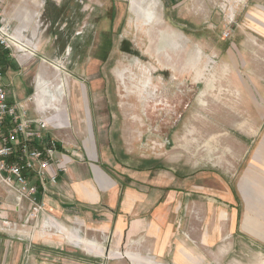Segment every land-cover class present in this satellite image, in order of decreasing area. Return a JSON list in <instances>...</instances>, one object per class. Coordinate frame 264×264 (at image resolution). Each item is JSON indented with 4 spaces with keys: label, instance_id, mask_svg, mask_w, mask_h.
<instances>
[{
    "label": "rangeland",
    "instance_id": "1",
    "mask_svg": "<svg viewBox=\"0 0 264 264\" xmlns=\"http://www.w3.org/2000/svg\"><path fill=\"white\" fill-rule=\"evenodd\" d=\"M32 1L0 0L21 47L0 58L7 91L50 123L73 170L86 166L97 191L115 185L118 195L113 209L107 195L91 211L70 208L66 170L52 199L59 214H35L0 183V264H264V205L246 214L259 235L245 236L238 197L246 168L264 166V0H158L147 25L131 0ZM40 4L38 22L17 23ZM117 216L144 222L141 235L107 240L99 227ZM74 230L102 254L76 248Z\"/></svg>",
    "mask_w": 264,
    "mask_h": 264
},
{
    "label": "built area",
    "instance_id": "2",
    "mask_svg": "<svg viewBox=\"0 0 264 264\" xmlns=\"http://www.w3.org/2000/svg\"><path fill=\"white\" fill-rule=\"evenodd\" d=\"M20 43L4 17L0 5V49L13 51ZM0 66V183L13 190L18 202H29L34 213H44L39 199L46 184H55L64 155L49 132L50 123L42 118L29 117L26 101L16 100L7 91ZM52 170V171H51Z\"/></svg>",
    "mask_w": 264,
    "mask_h": 264
},
{
    "label": "crops",
    "instance_id": "3",
    "mask_svg": "<svg viewBox=\"0 0 264 264\" xmlns=\"http://www.w3.org/2000/svg\"><path fill=\"white\" fill-rule=\"evenodd\" d=\"M2 1L4 2L5 0H2ZM31 2H34V1L31 0ZM37 6H38V8H36L37 11H35L33 13L28 12L25 9H22V12L24 15H21L20 19L15 18L17 23H20L25 28H29L30 26H33L34 23L38 22L37 20H39L41 17L40 14H38L39 13L38 9L42 6V4L37 5ZM261 8H264V7H261ZM7 9L8 8L6 6V10H3L2 13H3L4 17L9 21V23L13 24V22H14L13 17L9 14L10 10H9V12H7ZM29 14L31 16H29ZM32 15L33 16L36 15L37 17H35V16L32 17ZM23 33L25 34L26 32L24 31ZM23 36L24 35H22V37ZM28 41H30V40H28ZM9 94H10V92H9ZM42 96H44L43 93H42ZM34 99L38 105L40 103V100L39 99L36 100V97ZM56 102L57 101L52 102L51 104L54 106L53 110H55V112L57 114L60 112V110L58 107H56V104H55ZM42 104H43V102H42ZM39 106L41 107V104H39ZM43 107H44V104H43ZM57 121H58V127H59L60 126L59 125L60 120H57ZM54 123H56V122H54ZM65 125L67 126V124H65ZM256 153H258V152L256 151ZM61 163H62V166H65V167L67 166L66 170H67L68 180L65 179L64 183H59V187L63 190L66 189V191H67V189H68L70 191V193H69L70 201L68 203L70 208H82V209L86 208L88 211H91L88 205H94V203H96L100 200V196H105V195L108 196L105 199L106 207L108 206V209H113L114 207H116L118 192L116 190L115 185L108 186V188H107L108 192L97 191L96 187L92 184V180L90 179L91 176H89L90 175L89 174V168H87L86 166H84L82 164H78L79 169L73 170L74 165H73L72 160L65 157V156L63 157ZM75 167H77V165ZM245 174H248V177L242 178L241 183L239 184V187H240L239 190L240 191H239L238 197H240L239 200L243 201L244 206H245V202H246L247 207H244L243 213H245V216L241 222V227H240L241 230H239V231H240V234H242V235L257 238V235H259V234L264 235V229H262L263 231H261L260 233L255 232L253 230L255 233H259L257 235L251 233L250 232L251 227L249 225V221H248L246 214L253 213V211H256L257 208H259L258 209L259 211L263 210V209H261L262 208L261 206L264 205V188L261 185L264 184V166H260V165L259 166L258 165L257 166H248L245 170ZM46 185L48 187L45 186V191L43 193L41 192V189H39L38 196H39V199L41 200V202L43 203L45 210L48 213L55 214V216H56L59 214V212L56 210V206L52 203V199H54L53 197L56 196L55 189L58 188V186L56 187V183L54 185L53 184H46ZM244 185L247 186V188L244 189L242 187ZM254 186H257V187L254 188ZM130 192H133V191H130ZM72 198H74V199H72ZM128 198H130V197L128 196ZM133 199H130L131 200L130 201V207L131 208L134 207ZM118 202H119V200H118ZM125 203H126V201H125ZM233 205H236V204L234 203ZM180 206H181V204L179 205V207ZM232 210H233V212H232L233 217H231L229 220L230 231H233L232 228H235V226H236V219H235L236 209L232 208ZM211 214H212V217H214V219H215V220H213V223H212L213 228L210 231V232H213L212 235H214L212 239L213 240L214 239L219 240V239H221V236L219 235V231L217 230V227L216 226L214 227V225L216 223V219L218 218V216H217L218 212L216 210H214V211L212 210ZM115 220H116L115 221L116 223L113 225L111 223L109 224L107 222L108 224H104V225L99 227L101 230L105 231L104 233L108 232L107 233V235H108L107 240L110 241V239H111L112 242L119 240V238L123 239V236H124L125 240L127 239V241L133 240L136 237H139L141 235V231L144 229V228H142V230L140 229L141 225L144 224V222H141L140 220L134 221L133 223L129 224V226L124 223V220H122L121 216H117ZM43 221L47 225H49V228H54L55 230L62 228L63 229L62 233H65L67 230L66 228H64L59 222H57L52 217L47 218V219L45 218V219H43ZM81 226H83V227H85V229H87L86 228L87 223L82 222ZM144 226H145V224H144ZM99 228L97 230H99ZM75 231H77V230H74L73 232H75ZM207 232H209V231H207ZM69 233H72V232L69 231ZM43 234L44 233L41 234L42 239H44V240L49 239V238L43 237ZM110 235L112 237H110ZM146 236H154V234L151 233V234H147ZM81 237H83V236H81ZM84 239L86 241H89L91 244L95 245L96 248H98V247L101 248V246H99L96 241L95 242L90 241L87 239V237ZM49 240H51V238ZM261 241L264 243V240H261ZM81 246L83 247V244L77 245L75 247L78 248ZM84 251H86V250H84ZM100 254H102V253H100Z\"/></svg>",
    "mask_w": 264,
    "mask_h": 264
},
{
    "label": "bare ground",
    "instance_id": "4",
    "mask_svg": "<svg viewBox=\"0 0 264 264\" xmlns=\"http://www.w3.org/2000/svg\"><path fill=\"white\" fill-rule=\"evenodd\" d=\"M158 3H159V1L158 0H131V11L135 14V16H136V18L137 19H139V20H142L143 22H144V24L145 25H147V24H149V23H151V22H153V21H155V20H157V17L159 16V13L157 12V10H158ZM170 33V32H169ZM164 36V35H163ZM168 36H170V35H168ZM167 37V36H166ZM174 37V36H173ZM170 38V37H169ZM35 38L34 37H32L31 39H30V44H32L33 45V40H34ZM181 39V38H180ZM177 40V39H176ZM166 41V40H165ZM174 46V45H173ZM182 46V45H181ZM176 47H177V45H176ZM20 49H21V47H20ZM165 50V49H164ZM160 57V56H159ZM121 75H122V73H121ZM41 80H43V78L41 79ZM37 81V80H36ZM63 83V82H62ZM62 83L60 84V88L62 87ZM49 87V86H48ZM36 88V87H35ZM42 87H40V89H41ZM62 89V91H63V88H61ZM60 89V90H61ZM59 90V89H58ZM65 90V89H64ZM143 90V89H142ZM50 90H48V92H49ZM57 92V91H56ZM54 93V92H53ZM59 93H60V91H59ZM58 93V94H59ZM37 96V95H36ZM57 96V95H56ZM58 97V96H57ZM37 98V97H36ZM50 98V97H49ZM51 101L52 102H55V101H57V99L54 97V96H51ZM39 105V104H38ZM61 114V113H60ZM51 223V222H50ZM10 229V228H9ZM46 229V228H45ZM13 230V229H12ZM57 232H63V229L62 228H59V229H57ZM78 232L77 231H75V232H73V234L71 233V235H73V237H74V239H73V241H74V243H73V245L74 246H77V245H81V244H83V250H86L87 252H88V250L89 251H91V252H95V254L96 253H98V254H100V253H102V248H100V247H98V248H96L95 247V245H93V244H91L89 241H86L83 237H81V236H79L78 234H77ZM49 234V233H48ZM48 234H46V233H44L43 234V237H45V238H53V237H51V236H49ZM65 237V236H64ZM63 237V238H64ZM61 238V237H60ZM70 238V237H69ZM72 241V240H71ZM88 249V250H87ZM94 254V253H93ZM98 254H96V255H98Z\"/></svg>",
    "mask_w": 264,
    "mask_h": 264
},
{
    "label": "trees",
    "instance_id": "5",
    "mask_svg": "<svg viewBox=\"0 0 264 264\" xmlns=\"http://www.w3.org/2000/svg\"><path fill=\"white\" fill-rule=\"evenodd\" d=\"M8 54V51H4L2 49H0V58L3 60V59H6V55ZM1 63V61H0Z\"/></svg>",
    "mask_w": 264,
    "mask_h": 264
},
{
    "label": "flooded vegetation",
    "instance_id": "6",
    "mask_svg": "<svg viewBox=\"0 0 264 264\" xmlns=\"http://www.w3.org/2000/svg\"><path fill=\"white\" fill-rule=\"evenodd\" d=\"M148 83H149V80H148ZM148 83L145 85V86H146V88H145V91H146V90H147V88H148V86H147V85H148ZM146 92H147V91H146Z\"/></svg>",
    "mask_w": 264,
    "mask_h": 264
}]
</instances>
